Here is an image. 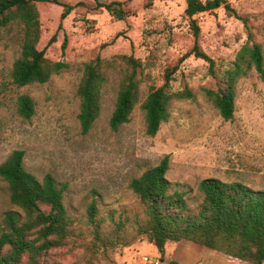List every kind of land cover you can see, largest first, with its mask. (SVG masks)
<instances>
[{
    "label": "rangeland",
    "instance_id": "1",
    "mask_svg": "<svg viewBox=\"0 0 264 264\" xmlns=\"http://www.w3.org/2000/svg\"><path fill=\"white\" fill-rule=\"evenodd\" d=\"M61 1L75 6L62 21V28L63 6L38 4L42 24L38 47L45 49L48 58L67 64L46 83L17 86L12 82L13 63L22 48V26L19 22L0 26V163L13 150L23 149L29 171L40 179L51 173L65 185V202L79 237L73 250H60L64 264L83 263L87 257L86 247L92 238L87 230V210L93 201L100 216L107 218L105 230L111 227L113 215L117 220L128 219V231L137 233L134 222L143 215L144 205L130 189V181L166 155H170L167 178L175 190L188 192L192 206L201 201L198 186L208 177L264 189V79L253 69L238 80L234 117L225 120L203 90L216 86L208 74V63L193 55L179 63L194 44L184 0H155L149 8L144 7L145 0H100L124 2L131 13L124 20L95 8L96 0ZM227 1L248 19L252 41L264 44V0ZM196 19L202 48L220 67L229 66L249 39L244 22L223 6L198 14ZM54 34L56 41L49 44ZM98 55L104 59L133 55L142 61L139 102L128 123L118 130L110 127L124 69L118 59L116 66L106 70L100 116L90 132L83 134L77 90L84 65ZM177 64L172 89L189 87L194 96L174 100L169 120L155 136H149L141 104L152 87L164 83L166 70ZM24 94L35 102L30 119L17 111L18 98ZM14 208L8 184L0 177V224L5 212ZM175 246L174 241L168 242L170 256ZM145 256L151 260L147 264L172 262L148 242L147 235L139 234L133 244L111 253L113 262L103 260L100 264H145Z\"/></svg>",
    "mask_w": 264,
    "mask_h": 264
},
{
    "label": "trees",
    "instance_id": "2",
    "mask_svg": "<svg viewBox=\"0 0 264 264\" xmlns=\"http://www.w3.org/2000/svg\"><path fill=\"white\" fill-rule=\"evenodd\" d=\"M154 1L145 0L144 7H151ZM184 1L194 44L179 59V63L192 55L208 63V74L216 80V86L204 87L203 90L220 115L225 120H231L236 109L238 80L253 69L264 79V44L252 41L248 19L237 13L227 0ZM39 3L63 6L59 28L75 9L74 5L61 0H0V26L5 27L12 22H19L22 26V48L11 71L12 82L17 86L46 83L67 67L62 61L48 58L45 49L38 47L42 35ZM222 6L230 15L244 22L249 36L227 67H220L217 60L200 45L201 26L196 19V15ZM95 8L106 9L117 20H124L131 14L121 1L96 0ZM54 41L56 34L49 44ZM66 45L67 39L63 47ZM118 59L124 63V69L110 127L118 130L128 123L139 102L142 61L133 55H117L113 59L96 56L84 65L77 90L80 99L78 119L83 134L90 132L100 116L106 70L116 66ZM178 68L179 64L169 67L164 83L152 87L141 104L149 136H155L161 125L169 120L174 100L194 96L189 87L176 91L172 89L171 81ZM17 111L22 117L30 119L35 112L33 98L28 94L21 95ZM24 158L25 151L15 149L0 163V177L7 182L10 201L15 207L5 212L0 224V264H64L60 259V250L66 247L73 250L79 237L65 202L66 187L51 173L38 178L26 168ZM169 169L170 155H166L159 164L146 168L131 179L129 187L144 205L143 215L134 222L137 233L128 231V219L120 217L117 220L113 215L110 216L111 227L105 230L107 218L100 216L98 204L93 201L87 210V230L92 237L86 247L87 257L83 263L75 261L70 264H100L103 260L113 262L111 253L133 244L139 234L147 235L148 242L154 244L162 255H165L168 241L186 239L237 260L264 264V189H255L239 181L226 182L208 177L201 180L198 186L201 201L192 206L187 191L173 188L166 176Z\"/></svg>",
    "mask_w": 264,
    "mask_h": 264
},
{
    "label": "crops",
    "instance_id": "3",
    "mask_svg": "<svg viewBox=\"0 0 264 264\" xmlns=\"http://www.w3.org/2000/svg\"><path fill=\"white\" fill-rule=\"evenodd\" d=\"M168 242L165 255L177 264H251L186 239L174 241L176 246L170 256L166 251Z\"/></svg>",
    "mask_w": 264,
    "mask_h": 264
},
{
    "label": "built area",
    "instance_id": "4",
    "mask_svg": "<svg viewBox=\"0 0 264 264\" xmlns=\"http://www.w3.org/2000/svg\"><path fill=\"white\" fill-rule=\"evenodd\" d=\"M150 261H151V260H150L147 256L144 257V263H145V264H147V263L150 262ZM154 264H160V262H159V261H155Z\"/></svg>",
    "mask_w": 264,
    "mask_h": 264
}]
</instances>
